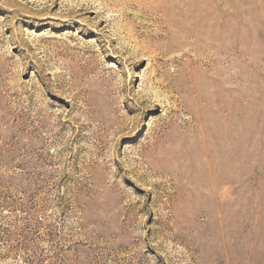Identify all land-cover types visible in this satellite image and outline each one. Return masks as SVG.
Returning <instances> with one entry per match:
<instances>
[{
    "label": "rangeland",
    "instance_id": "rangeland-1",
    "mask_svg": "<svg viewBox=\"0 0 264 264\" xmlns=\"http://www.w3.org/2000/svg\"><path fill=\"white\" fill-rule=\"evenodd\" d=\"M180 1L0 0V264H264V0Z\"/></svg>",
    "mask_w": 264,
    "mask_h": 264
},
{
    "label": "bare ground",
    "instance_id": "bare-ground-1",
    "mask_svg": "<svg viewBox=\"0 0 264 264\" xmlns=\"http://www.w3.org/2000/svg\"><path fill=\"white\" fill-rule=\"evenodd\" d=\"M48 1H51V3H54L55 2V0H48ZM182 1V0H181ZM180 1V2H181ZM180 2H176V3H174L176 6H178L179 8H180V10H182L183 9V6H184V3H180ZM201 3V2H200ZM198 4V3H197ZM196 4V5H197ZM77 5H80V7L79 8H75V7H68V10H69V13H71V14H73V13H76V12H78V11H80V10H84V11H87V9H88V4L87 3H83V4H77ZM86 6V7H85ZM70 23H66L65 24V26H68ZM228 53H229V51H228ZM233 53V52H232ZM229 55V54H228ZM228 107V106H227ZM229 109V108H228ZM230 113H231V111H230ZM234 113V112H233ZM232 113V114H233ZM234 132V131H233ZM234 136H236L235 135V133H232V134H230L229 136L228 135H225L224 137H222V138H220V137H218V138H215L214 140H213V142L211 141H209V142H207V141H205V139L203 140V144H202V153L204 154V159H203V162L202 163H204V165L203 166H205V168H207L210 172H212V170L218 165V163H219V160H220V157H218V155H217V153L216 152H214V148H215V145H219V147H221L220 149L223 151V155H225L226 156V158H227V162H226V164L227 165H230V159L231 158H233L232 156H233V148H232V146H227L226 145V142L227 141H229V140H231V139H233L234 138ZM215 137V136H214ZM237 142V141H236ZM231 143V142H230ZM219 149V150H220ZM236 152V151H235ZM239 159V158H238ZM233 163V162H232ZM232 165V164H231ZM202 166V167H203ZM233 167V166H232ZM228 168V167H227ZM212 174V173H211ZM214 180H215V178H214ZM214 182V181H213ZM212 182V183H213ZM224 182H231V180L229 179V178H225L224 179Z\"/></svg>",
    "mask_w": 264,
    "mask_h": 264
}]
</instances>
